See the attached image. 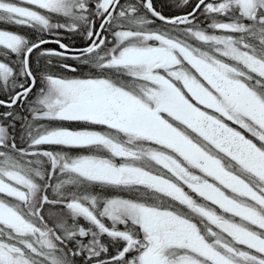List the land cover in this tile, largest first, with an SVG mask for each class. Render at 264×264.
<instances>
[{
	"label": "snow or ice",
	"instance_id": "obj_1",
	"mask_svg": "<svg viewBox=\"0 0 264 264\" xmlns=\"http://www.w3.org/2000/svg\"><path fill=\"white\" fill-rule=\"evenodd\" d=\"M168 7L0 0V264H264V0Z\"/></svg>",
	"mask_w": 264,
	"mask_h": 264
},
{
	"label": "rangeland",
	"instance_id": "obj_2",
	"mask_svg": "<svg viewBox=\"0 0 264 264\" xmlns=\"http://www.w3.org/2000/svg\"><path fill=\"white\" fill-rule=\"evenodd\" d=\"M158 4H166L167 5V7H166L167 9H162L161 8V10H163L166 13L175 12V8L174 7H168V4L169 5L173 4V0H158ZM7 27H9V26L0 24V28H7ZM13 30L25 31V32L28 31V30H20V29H13ZM68 41L69 42H77L78 43L80 41V39L79 38H75L74 40H65V42H68ZM48 47H54V45H48ZM0 111H2V110H0Z\"/></svg>",
	"mask_w": 264,
	"mask_h": 264
},
{
	"label": "flooded vegetation",
	"instance_id": "obj_3",
	"mask_svg": "<svg viewBox=\"0 0 264 264\" xmlns=\"http://www.w3.org/2000/svg\"><path fill=\"white\" fill-rule=\"evenodd\" d=\"M154 2H155V4H156V6H157V8L158 9H167L166 7H167V5L166 4H158V0H154ZM0 110H2L3 111V109H0Z\"/></svg>",
	"mask_w": 264,
	"mask_h": 264
},
{
	"label": "trees",
	"instance_id": "obj_4",
	"mask_svg": "<svg viewBox=\"0 0 264 264\" xmlns=\"http://www.w3.org/2000/svg\"><path fill=\"white\" fill-rule=\"evenodd\" d=\"M68 43H71V42L68 41ZM74 43H76L77 45H80L82 41L80 40L78 43L77 42H74Z\"/></svg>",
	"mask_w": 264,
	"mask_h": 264
},
{
	"label": "bare ground",
	"instance_id": "obj_5",
	"mask_svg": "<svg viewBox=\"0 0 264 264\" xmlns=\"http://www.w3.org/2000/svg\"><path fill=\"white\" fill-rule=\"evenodd\" d=\"M169 5V4H168Z\"/></svg>",
	"mask_w": 264,
	"mask_h": 264
}]
</instances>
